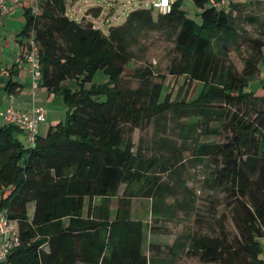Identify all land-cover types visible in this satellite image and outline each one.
Returning a JSON list of instances; mask_svg holds the SVG:
<instances>
[{
    "label": "trees",
    "instance_id": "1",
    "mask_svg": "<svg viewBox=\"0 0 264 264\" xmlns=\"http://www.w3.org/2000/svg\"><path fill=\"white\" fill-rule=\"evenodd\" d=\"M67 1L24 10L21 57L33 36L41 86L63 96L67 113L28 147L16 137L18 126H0V211L17 238L3 264H264V96L250 89L264 56V20L247 19L262 29L256 38L238 24L243 9L264 0L229 10L193 0L200 21L174 0L169 12L135 9L107 31L90 18L101 7L76 21ZM145 32L163 34L176 54L166 74L140 66L138 86L125 87ZM244 42L251 52L238 70L227 54ZM99 70L105 84L92 83ZM168 74L185 80L175 99L163 91ZM194 82L203 88L189 101ZM149 129L150 141H134L136 130ZM191 169L203 178L206 213L189 184ZM141 198L152 203L150 227L132 217ZM180 214L195 216L201 228L171 244H147L148 233L171 232L163 225Z\"/></svg>",
    "mask_w": 264,
    "mask_h": 264
},
{
    "label": "rangeland",
    "instance_id": "2",
    "mask_svg": "<svg viewBox=\"0 0 264 264\" xmlns=\"http://www.w3.org/2000/svg\"><path fill=\"white\" fill-rule=\"evenodd\" d=\"M226 1V9L229 10L232 3L236 4L245 2L247 0ZM40 2L41 0H36L35 3ZM31 3L33 4L34 2ZM239 6L241 7V5ZM93 7H101L102 11L99 17L94 18L90 16V18L93 19L94 23L99 28H102L105 31H107L110 26H119L124 24L128 17V14L132 10L139 8H149L153 10L155 17L158 13V10L152 7V0H68L67 14L71 19L80 21L84 16H87V12L90 8ZM233 7L234 5L232 4L231 8ZM17 8H20L19 11L23 12L24 5L20 4ZM183 8L187 12L189 17L196 18L198 21H200V16L198 15L199 9L197 8L193 0H183ZM249 16L264 20V6L260 8L255 4H251L243 9L242 13L238 17V24L240 26L241 32H246V36L249 38L260 37L262 29L260 28L259 24L251 23L250 21H248L247 19ZM133 51L135 60L130 62L126 67L124 82L125 87L138 86V82L133 78V73L135 69L140 66L151 65L157 73L166 74L168 72V66L172 58L176 54L174 51V43L168 41L163 34L157 32H145L141 36L140 42L133 48ZM250 52L251 49L249 45L244 42L241 43L239 48H236L235 46L231 47L227 55L235 64L236 68L238 70H242L244 59L250 55ZM107 81V74L103 70H99L95 73L92 83L105 84ZM92 83H89L88 86H91ZM255 83L256 82L254 79H252L250 82L251 86H254ZM72 86L74 87V83L72 84ZM184 86L185 80L183 76L174 77L168 74L164 82L163 91L165 94L171 93L172 98L175 99L178 97L182 90V87ZM202 88V82H194L189 90L188 100L193 101L197 99L202 91ZM53 97H58L57 99H60V103L56 101L57 99L55 101L53 100L51 108H56L55 111L57 112L60 110V115H62L61 108L65 107L67 113V107L64 103L63 96L61 94H54ZM66 113L64 112L63 114L64 120L66 119ZM151 134V129L144 132L136 130L133 139L136 143H138L141 137H144L145 141H150ZM189 178V184L194 185L195 189L198 190V195L200 197L198 202L200 207L199 210L202 209L201 212L206 213V210L209 206L207 203H205V198L208 194L200 188L203 178L201 176L199 177L198 172H196V170L194 169H191ZM95 202L96 204H98L100 202V199L96 198ZM151 206L152 203L150 199H135L132 203L133 218L142 220L150 227V225L154 223V218L151 213ZM224 209L225 207L221 206L218 208V211L222 212ZM194 217L195 216L190 217L184 214H180V216L175 221L168 222L167 225H163L162 229H165V227H169V230L171 232H159V234L156 236H151V234L148 233L147 244L153 240L163 245L171 244L179 234L192 229H198L200 226L195 225V223L193 222ZM162 229H160V231ZM204 229L205 228H203V230H200L205 231ZM229 229H231L230 225ZM185 261L187 262V264H197L196 259L187 258Z\"/></svg>",
    "mask_w": 264,
    "mask_h": 264
},
{
    "label": "crops",
    "instance_id": "3",
    "mask_svg": "<svg viewBox=\"0 0 264 264\" xmlns=\"http://www.w3.org/2000/svg\"><path fill=\"white\" fill-rule=\"evenodd\" d=\"M20 4L24 5L23 12L19 11L20 8H17L13 13L6 15L0 9V126L5 125L2 113L9 107L21 111H29L33 106H41L46 110V121L39 124L38 135L44 137L51 126L64 120L63 114L64 112L66 113V109L65 107L61 108L62 115H60V110L58 113L55 111L56 108H51L53 100L55 101L58 97H53L54 94L41 85L34 94L32 89L33 78L28 65L24 64L21 68L17 66V61L21 57L23 50H25L24 44L26 43V38L20 36L26 25L24 10L31 6L32 3L29 0H21ZM254 80L256 83L254 86L250 84V89L254 90L257 95L264 96V56L260 62V71ZM59 100L57 99L56 101L60 103ZM16 137L26 147L29 146L25 131L19 129ZM3 213L4 210L0 211V217ZM1 245L2 241L0 239V247Z\"/></svg>",
    "mask_w": 264,
    "mask_h": 264
},
{
    "label": "built area",
    "instance_id": "4",
    "mask_svg": "<svg viewBox=\"0 0 264 264\" xmlns=\"http://www.w3.org/2000/svg\"><path fill=\"white\" fill-rule=\"evenodd\" d=\"M34 2V12L38 11V3L36 0H30ZM174 0H152V7L160 12L166 13L171 10ZM251 1V0H247ZM21 0H0V9L3 14L9 15L16 10ZM211 5L220 9L226 8V0H210ZM24 64L28 65L29 71L32 75V89L35 91L40 87L42 82V71L39 57V48L33 36L27 40V50L25 55L20 57L17 61L19 68ZM7 72V71H6ZM3 121L5 124H12L18 126L22 131L27 133V141L30 145H34L38 136V126L41 122L46 121V110L41 106H33L29 111L17 110L13 107H9L2 113ZM0 239L2 245L0 247V264H3L7 255L16 243L17 238L15 229L11 225L9 219L6 216V211L0 217Z\"/></svg>",
    "mask_w": 264,
    "mask_h": 264
}]
</instances>
